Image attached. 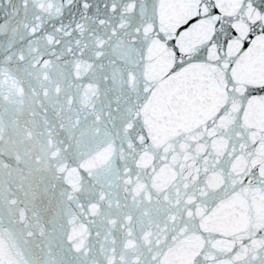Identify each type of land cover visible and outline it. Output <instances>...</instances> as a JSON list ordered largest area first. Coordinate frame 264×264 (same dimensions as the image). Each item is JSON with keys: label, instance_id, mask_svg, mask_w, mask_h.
I'll use <instances>...</instances> for the list:
<instances>
[{"label": "snow or ice", "instance_id": "1", "mask_svg": "<svg viewBox=\"0 0 264 264\" xmlns=\"http://www.w3.org/2000/svg\"><path fill=\"white\" fill-rule=\"evenodd\" d=\"M0 264H264V0H0Z\"/></svg>", "mask_w": 264, "mask_h": 264}]
</instances>
